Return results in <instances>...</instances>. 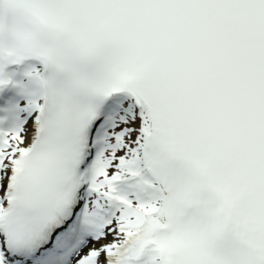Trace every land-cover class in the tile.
I'll list each match as a JSON object with an SVG mask.
<instances>
[{
    "label": "snow or ice",
    "instance_id": "1",
    "mask_svg": "<svg viewBox=\"0 0 264 264\" xmlns=\"http://www.w3.org/2000/svg\"><path fill=\"white\" fill-rule=\"evenodd\" d=\"M0 264H264V0H0Z\"/></svg>",
    "mask_w": 264,
    "mask_h": 264
}]
</instances>
